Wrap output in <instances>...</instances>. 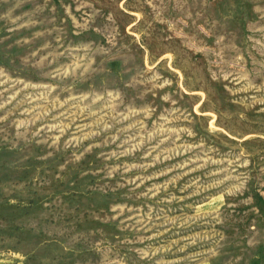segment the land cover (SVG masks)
Masks as SVG:
<instances>
[{"label": "rangeland", "instance_id": "374dc122", "mask_svg": "<svg viewBox=\"0 0 264 264\" xmlns=\"http://www.w3.org/2000/svg\"><path fill=\"white\" fill-rule=\"evenodd\" d=\"M0 264H264V0H0Z\"/></svg>", "mask_w": 264, "mask_h": 264}]
</instances>
